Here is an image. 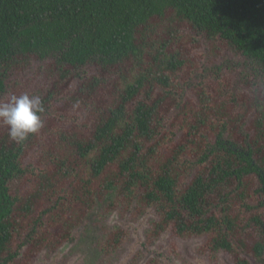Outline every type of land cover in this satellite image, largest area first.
Instances as JSON below:
<instances>
[{
  "label": "trees",
  "instance_id": "1",
  "mask_svg": "<svg viewBox=\"0 0 264 264\" xmlns=\"http://www.w3.org/2000/svg\"><path fill=\"white\" fill-rule=\"evenodd\" d=\"M200 38L215 56L246 58L264 74V0H0V102L29 93L44 108L43 126L22 143L0 122V264H25L26 256L17 259L25 241L41 248L69 240L71 228L105 199L153 207L155 236L172 226L177 235L210 234L215 249L233 248L230 209L214 213L207 197L246 167L233 171L230 153L214 154L208 173L198 171L179 188L195 142L190 133L226 102L195 91L196 104H176L180 79L196 66L188 46ZM46 59L34 69L45 89L29 90L32 62ZM159 87L164 91L154 95ZM173 105L187 117L186 135L160 151L159 128ZM253 107L258 133L264 98L252 97ZM31 154L32 165L25 164ZM112 233L115 246L124 233Z\"/></svg>",
  "mask_w": 264,
  "mask_h": 264
},
{
  "label": "rangeland",
  "instance_id": "2",
  "mask_svg": "<svg viewBox=\"0 0 264 264\" xmlns=\"http://www.w3.org/2000/svg\"><path fill=\"white\" fill-rule=\"evenodd\" d=\"M188 48L191 49L190 56L194 58L196 66L187 74L184 82L180 79L179 88L182 92H175L176 104L185 99H190L196 104L198 100L195 91L216 96L219 93V97L226 99V102L221 109L216 106L209 109L207 125L197 128L193 134L190 133L189 140L195 139V142L189 145L188 155L183 161L179 188L185 187L198 171L208 173L214 166V155L210 156L208 149L213 146L218 132H221L225 139L242 147L251 145L252 136H261L263 139L260 146H264V117L261 119L263 125L257 133L252 120L259 111L255 107L251 109L252 97H258L264 89L262 79L257 80L259 83H253L251 74L246 76L247 68L224 64V61L237 60L240 57L228 53L215 56L203 38L199 39L196 46L189 44ZM47 61L32 62V70L25 75V78L30 76L33 80L32 85L29 84V90L32 91L37 86H40L39 89H45L41 83L42 78L34 76V69L44 66ZM89 71L92 72V69ZM70 83L69 91L76 86V80H71ZM160 91H164L163 88L154 90V95ZM179 107L173 105L170 108L168 117L159 128V134L163 136L160 151H166L186 135L187 117L178 113ZM261 113L264 114V111ZM202 155H205L206 159L199 163L198 159ZM32 156L33 154L25 159L24 163L32 165ZM237 182L236 178L231 177L216 185L207 197L209 209L217 214L221 211L224 215L225 209L229 208L230 214L238 219V211L243 210L245 205L251 206V176H244L241 185ZM105 200L98 201L90 214L71 228L69 240H64L55 247L47 243L41 248H34L25 241L18 249L17 259L26 256L25 264H238V259H245L251 264V255L243 257L241 252H237V255L220 250L216 252L208 243L210 234L177 235L172 226H169L155 236L149 231L152 224L159 220L153 207L145 208L139 205L135 209L132 203L129 208H124L120 203L109 205V199ZM246 214L249 216L251 212ZM46 217L43 215L41 218ZM117 229L124 233V237L113 246L112 232ZM58 232H61V229ZM231 237L235 250L239 244H244L246 249L242 252L251 254V227L243 231L234 227ZM24 239L23 234L15 239L13 248ZM107 243L110 246L102 250Z\"/></svg>",
  "mask_w": 264,
  "mask_h": 264
},
{
  "label": "flooded vegetation",
  "instance_id": "3",
  "mask_svg": "<svg viewBox=\"0 0 264 264\" xmlns=\"http://www.w3.org/2000/svg\"><path fill=\"white\" fill-rule=\"evenodd\" d=\"M223 63L226 65L230 64L235 67L247 68L248 73L246 76L251 74V81L253 83L258 82L257 80L260 78L262 79V83L264 85V74H260L259 72H257V74L255 73L257 69L262 68L257 63L249 61L246 58H237V60L224 61ZM258 74L262 76H258ZM262 88L264 87L262 86ZM259 97L264 98V89L262 90V94L259 95ZM238 105L240 106L241 104ZM251 109L253 110L254 107ZM262 139L263 138H261V136L259 138H254L252 136L251 145L242 147L236 143L234 144L232 141L225 139L222 134V136L219 137L215 136L213 146L208 149L210 156L214 154L222 155L224 153H230L234 165L233 171L238 170L239 166L240 169L246 167L245 170H241L246 171L240 175L241 177H233L238 180V185H241L240 182H242L244 176H251V206H243L244 211L242 209L238 211V219L232 216L235 219L234 226H237L240 230L243 231L246 228L251 227V254L246 255L244 252H242L246 249L244 244H239L236 250L234 247L231 250H226L223 248L215 249L213 247L212 249L216 250V252H219V250L228 252L231 255H237L241 252V256L243 257H248L251 255V264H264V146L263 148L260 146ZM240 161H242V164L244 165L241 166ZM238 206L241 208L240 203ZM245 212H251V215L247 216ZM229 214L230 210L227 215ZM261 244L263 245L262 254L261 256H257L254 252L255 247ZM237 262L238 264H248L245 259H238Z\"/></svg>",
  "mask_w": 264,
  "mask_h": 264
},
{
  "label": "clouds",
  "instance_id": "4",
  "mask_svg": "<svg viewBox=\"0 0 264 264\" xmlns=\"http://www.w3.org/2000/svg\"><path fill=\"white\" fill-rule=\"evenodd\" d=\"M43 111L40 96L12 95L7 101L0 102V122L8 126V135L14 142L22 143L43 126Z\"/></svg>",
  "mask_w": 264,
  "mask_h": 264
}]
</instances>
